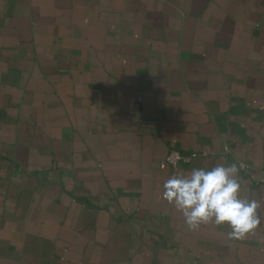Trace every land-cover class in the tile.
I'll list each match as a JSON object with an SVG mask.
<instances>
[{"label": "crops", "instance_id": "0c3cea01", "mask_svg": "<svg viewBox=\"0 0 264 264\" xmlns=\"http://www.w3.org/2000/svg\"><path fill=\"white\" fill-rule=\"evenodd\" d=\"M233 163L243 239L161 198ZM0 264H264V0H0Z\"/></svg>", "mask_w": 264, "mask_h": 264}, {"label": "clouds", "instance_id": "9594fccd", "mask_svg": "<svg viewBox=\"0 0 264 264\" xmlns=\"http://www.w3.org/2000/svg\"><path fill=\"white\" fill-rule=\"evenodd\" d=\"M169 163L175 166L171 158ZM240 167L216 164L193 167L164 182L162 199L182 213L190 230L212 223L226 225L230 239H243L261 224L260 203L241 196Z\"/></svg>", "mask_w": 264, "mask_h": 264}, {"label": "built area", "instance_id": "2783aa9c", "mask_svg": "<svg viewBox=\"0 0 264 264\" xmlns=\"http://www.w3.org/2000/svg\"><path fill=\"white\" fill-rule=\"evenodd\" d=\"M197 153H191L187 154L182 152L179 148H173L168 153L167 157L164 159L163 163L164 165L171 166L175 169L179 168L182 164L190 163L194 157H196ZM172 159L175 161V166L173 164L169 163V159Z\"/></svg>", "mask_w": 264, "mask_h": 264}]
</instances>
